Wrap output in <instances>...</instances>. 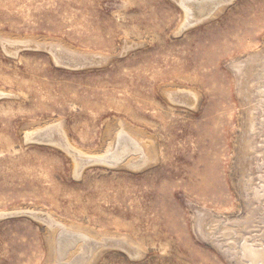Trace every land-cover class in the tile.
<instances>
[{"label": "rangeland", "instance_id": "rangeland-1", "mask_svg": "<svg viewBox=\"0 0 264 264\" xmlns=\"http://www.w3.org/2000/svg\"><path fill=\"white\" fill-rule=\"evenodd\" d=\"M185 21L179 0H0V214L39 213L0 219V264H56L51 221L90 235L84 264L264 249V0ZM50 124L88 156L123 127L150 161L77 173L61 131L26 141Z\"/></svg>", "mask_w": 264, "mask_h": 264}, {"label": "bare ground", "instance_id": "bare-ground-1", "mask_svg": "<svg viewBox=\"0 0 264 264\" xmlns=\"http://www.w3.org/2000/svg\"><path fill=\"white\" fill-rule=\"evenodd\" d=\"M222 1L223 0H179L181 8H183L185 12V26L189 21H200L203 16L214 12L217 9L218 5L222 3ZM184 97L185 102L189 105V107L191 106L193 108L196 106L198 96H195L193 94ZM50 125V127L46 128L44 126L45 128L43 129L40 127L39 130L36 129L32 133H28L26 135V141L31 140L33 136H36L39 133H51V131L55 132L57 130L61 131L64 141L61 139L63 144L60 145H62L67 152H69L68 150L72 152L75 162V170L77 173L82 170V167L84 168L83 165H85L87 161H90L88 162V164L91 163L92 160L90 159L92 158L96 160V162L101 164L118 165L122 162H126L127 166L133 164V166L139 165L140 167L144 166L150 161L151 156L147 151L146 142L141 140V138L138 137L136 134L127 131V129L123 128L122 126L120 131L115 135L112 142L107 147L108 149L105 154H99L101 156H88L83 154L85 152L82 153L80 151H77V149H71L72 146H70L66 141V135H64L62 128L58 126L59 124H54L53 126L52 124ZM131 167L132 166H130V168ZM139 168H137V170H139ZM28 213L30 215L39 216V213H31L29 211ZM51 227L52 230H54L53 232L55 234L54 242L56 249V264H63V262H65L64 260H68L66 264H84L85 257L89 253H91V251H93V247L90 244L93 239H90V235L87 236L81 233H75L74 231H72L73 228H71L70 226L64 224L62 225L54 221H51ZM97 242L99 241L97 240ZM243 256L247 264H264V249H261L257 246L253 247L245 245L243 248Z\"/></svg>", "mask_w": 264, "mask_h": 264}, {"label": "water", "instance_id": "water-1", "mask_svg": "<svg viewBox=\"0 0 264 264\" xmlns=\"http://www.w3.org/2000/svg\"><path fill=\"white\" fill-rule=\"evenodd\" d=\"M230 1L231 0H223L222 3L218 5L217 9L214 12L203 16L200 21H189L184 28H190V27H192L194 25H197V24L201 23L205 19H209L211 16H213V14H215V12L218 10V8L220 6H223L224 4H226V3L230 2ZM75 66L83 67V64H75ZM53 133L54 132H52V131H51V133H49V132L39 133L36 136H33V138H31V140H29L27 142L34 143V144H40V143H46V142L53 143ZM27 214H29V213H25V214H23V213H9V214H5V215H2V216L0 215V219L11 218V217H14V216H21V215H27ZM30 216L37 218V216H35V215H30Z\"/></svg>", "mask_w": 264, "mask_h": 264}]
</instances>
